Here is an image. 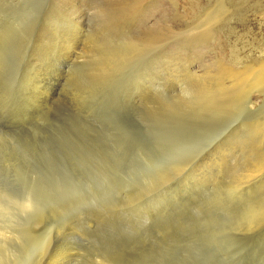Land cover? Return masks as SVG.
<instances>
[{"label":"rangeland","instance_id":"obj_1","mask_svg":"<svg viewBox=\"0 0 264 264\" xmlns=\"http://www.w3.org/2000/svg\"><path fill=\"white\" fill-rule=\"evenodd\" d=\"M74 1L0 0V264H264V0ZM56 4L83 50L23 117Z\"/></svg>","mask_w":264,"mask_h":264},{"label":"bare ground","instance_id":"obj_2","mask_svg":"<svg viewBox=\"0 0 264 264\" xmlns=\"http://www.w3.org/2000/svg\"><path fill=\"white\" fill-rule=\"evenodd\" d=\"M66 1V0H65ZM72 2H74V6H76V2L74 0H71ZM62 2V1H61ZM60 2V3H61ZM69 2V1H68ZM81 2V1H79ZM78 2V3H79ZM13 3V1H12ZM59 3V4H60ZM83 3V2H82ZM15 4V3H14ZM58 4V3H57ZM56 4V5H57ZM71 4V2H70ZM62 5V4H61ZM67 4L65 3V6ZM15 6V5H14ZM64 6V5H63ZM68 6V5H67ZM70 6V5H69ZM68 6V7H69ZM73 6V4H72ZM80 6V5H78ZM84 6V5H83ZM65 8V7H64ZM71 8V7H69ZM80 8V7H79ZM50 9V8H49ZM61 6L58 5L56 7H54L53 9H51L50 13H51V17H50V25H51V36L50 38H47V42L46 45H44L45 47L43 49H41L40 53L32 56V54L30 55L29 59H27V67L25 70V67L23 68V72H22V81L21 83L17 82L16 87L14 88V91L16 89V93L15 95L18 97V101L20 102L21 106L19 105V109L20 111H22L21 113H23V117L28 116H32V118L34 117V115H36L37 113H39L40 111V105H45L46 104H51V103H56L58 102V100L63 98V89L65 88V85L67 84V80L70 78L69 75L71 74L72 68L75 65V63L77 62L78 59V55L79 53H81L80 51L83 50L82 49V45H84L85 42V34L87 33H82V30L80 29L79 32V26L80 22H82L83 19V12H79V10L77 11L76 9L78 8H72L69 11H66L65 14H63V10H61ZM68 9V8H67ZM81 9V8H80ZM83 10V8H82ZM65 12V11H64ZM49 13V12H48ZM62 15H65V20L64 18L62 20L64 21H60L57 22L56 18L61 17ZM47 16V15H46ZM86 17V15H85ZM7 18V17H6ZM62 18V17H61ZM60 18V19H61ZM46 19V18H45ZM52 19V20H51ZM9 20V17H8ZM12 21V19H11ZM49 21V20H48ZM47 22V19H46ZM64 22V23H63ZM84 23V22H83ZM70 24H72V26H75L73 32L71 33L69 31ZM47 25V23H46ZM11 26V25H10ZM81 26V25H80ZM45 27V26H43ZM62 27V28H61ZM84 27V26H83ZM49 28V27H47ZM45 29V28H44ZM13 27L9 28L7 25V22L5 21V19H2L1 15H0V40H2L3 38L7 37V35H9L10 33H12ZM15 30V29H14ZM40 31V30H39ZM65 33H64V32ZM41 32V31H40ZM47 32V31H46ZM69 32V33H68ZM42 33H44L42 31ZM152 33V32H151ZM45 36V35H44ZM11 37V36H10ZM7 39H5V41H0L2 43H0V47L3 45H7L9 40L6 41ZM40 40V39H39ZM42 40V39H41ZM43 41V40H42ZM10 42H13L10 40ZM29 42V41H28ZM44 42V41H43ZM44 42V44H45ZM26 43V41H25ZM32 43V42H31ZM42 43V42H41ZM24 44V43H23ZM82 44V45H81ZM15 45V44H14ZM81 45V47H79ZM12 46V45H11ZM19 46V45H18ZM29 46V45H28ZM20 47V46H19ZM42 48V46H41ZM13 49V47H12ZM22 49V48H21ZM0 50H2L0 48ZM31 50V49H29ZM69 50V51H67ZM17 51V50H16ZM19 51V50H18ZM22 51V50H21ZM67 51V52H66ZM72 51V52H70ZM31 52V51H30ZM33 52V51H32ZM36 52V51H35ZM28 53V52H27ZM27 53L26 56L24 58V60L27 57ZM3 54V53H2ZM0 53V64L2 62H4L3 59H5V57ZM8 54V53H7ZM15 54V53H14ZM5 55V54H4ZM11 56V55H9ZM7 58V57H6ZM16 59V57H15ZM14 59V60H15ZM7 60V59H6ZM11 61V60H9ZM51 61V62H49ZM12 62V61H11ZM20 62V61H19ZM6 63V62H5ZM10 63V62H8ZM14 63V62H13ZM192 63V62H191ZM261 63V62H260ZM4 64V63H2ZM252 64V63H251ZM159 65V64H158ZM223 65V64H222ZM3 66V65H2ZM6 66V64L4 65ZM9 66V64H8ZM12 66V65H11ZM207 66V65H206ZM226 66V65H224ZM257 66V65H256ZM7 67V66H6ZM14 67V66H13ZM193 69H195V67L193 66V63L191 64V66H189ZM216 67V66H215ZM11 68V67H10ZM9 68V69H10ZM21 68V67H20ZM5 69V68H4ZM1 70V69H0ZM7 70V68H6ZM4 71V70H3ZM12 71V70H11ZM74 72V71H73ZM256 72V71H255ZM214 74V73H213ZM217 74V73H216ZM215 74V75H216ZM246 76H243L242 78L245 77H250L251 79H253L252 77H254V81L251 79H248L249 82L253 83L258 81L261 78H264V66L260 67L258 74H252L251 73H246ZM1 75V74H0ZM16 75V74H15ZM69 77V78H68ZM219 77V76H218ZM17 78V77H16ZM195 78V77H194ZM18 79V78H17ZM16 79V80H17ZM15 80V81H16ZM264 80V79H263ZM14 81V82H15ZM70 81V80H69ZM150 81V80H149ZM247 81V82H248ZM245 82V84L247 83ZM248 82V83H249ZM69 84V83H68ZM241 84H244V81H242ZM250 84V83H249ZM255 84V83H254ZM257 84V83H256ZM255 84V85H256ZM203 85V84H202ZM253 86V85H251ZM143 87V86H142ZM204 87V85H203ZM218 87V86H217ZM221 90L224 89L223 86H221ZM227 87V86H226ZM258 87V86H257ZM13 89V88H12ZM235 89V87H234ZM252 89V88H251ZM134 90V89H133ZM136 90V89H135ZM226 90V89H224ZM215 91V90H214ZM223 92V91H222ZM232 93V92H231ZM234 93V92H233ZM238 93V92H237ZM130 94V93H129ZM222 93H220L221 95ZM228 94V93H227ZM223 95V94H222ZM15 96V97H16ZM84 96V95H83ZM129 96V95H128ZM14 97V102L16 104H18L15 100ZM137 95L136 93H134L130 98L131 99H136ZM17 99V98H16ZM249 99V98H248ZM138 99H136L137 101ZM252 102V101H251ZM133 103V102H132ZM250 103V102H249ZM15 104V105H16ZM134 104V103H133ZM18 106V105H17ZM18 109V110H19ZM43 109V107H42ZM44 110V109H43ZM21 116V114H18ZM52 116V115H51ZM8 118V117H7ZM28 120V119H26ZM25 121V120H24ZM16 122V121H15ZM3 137V136H2ZM1 137V138H2ZM6 137V136H5ZM7 138V137H6ZM24 138V137H22ZM27 138V137H25ZM21 139V138H20ZM30 139V137L28 138V140ZM5 141V140H4ZM19 141V140H18ZM8 142V141H7ZM20 142V141H19ZM23 143V141H21ZM20 142V143H21ZM25 142V141H24ZM2 143V142H1ZM10 143V142H9ZM5 144V143H4ZM19 144V143H17ZM21 145H19V147L21 148ZM35 145H37L35 143ZM24 146V145H23ZM31 148L32 146L29 145ZM17 147V146H16ZM28 147V146H27ZM37 147V146H36ZM14 148V147H13ZM19 148V149H20ZM205 148V147H204ZM4 149V148H3ZM23 149V147H22ZM29 149V148H28ZM36 149V148H35ZM50 149V147H49ZM216 149V148H215ZM23 151H25L23 149ZM28 153V152H27ZM30 155V154H29ZM5 156V155H4ZM27 156V154H26ZM13 157V156H12ZM25 157V156H24ZM29 157V156H28ZM8 158V157H7ZM6 160H9V158ZM30 158V157H29ZM38 158V157H36ZM5 159V158H4ZM26 159V158H25ZM34 159V158H31ZM41 159V157H40ZM11 160V159H10ZM27 160V159H26ZM205 160V159H203ZM260 160V159H258ZM264 160V159H262ZM5 161V160H4ZM32 162H34L35 160H31ZM19 162V161H18ZM261 162V160H260ZM24 163V162H22ZM29 163V161H28ZM35 163V162H34ZM9 163H6L5 165H7ZM13 164V163H12ZM33 164V163H32ZM15 165V163H14ZM38 165V164H37ZM261 165V164H260ZM8 166V165H7ZM10 166H11V162H10ZM33 166V165H32ZM14 167V166H13ZM17 167V166H16ZM10 168V167H8ZM33 168V167H32ZM23 169V168H21ZM255 169V168H254ZM11 170H13L11 168ZM16 170V169H15ZM32 170V169H31ZM34 170V169H33ZM256 170V169H255ZM7 171V170H6ZM24 171V169H23ZM45 171V170H44ZM48 171V169H47ZM252 171V169H251ZM27 172V171H26ZM253 173V172H252ZM26 174V173H25ZM249 174V173H248ZM256 174V172H255ZM250 175V174H249ZM252 175V174H251ZM244 177V176H243ZM253 177V175H252ZM249 179H247L248 181ZM240 182V180H239ZM243 184V183H242ZM261 185V184H260ZM263 186V185H262ZM44 236V235H43ZM65 256V255H64ZM58 257V256H57ZM52 264H56V260L52 263Z\"/></svg>","mask_w":264,"mask_h":264}]
</instances>
